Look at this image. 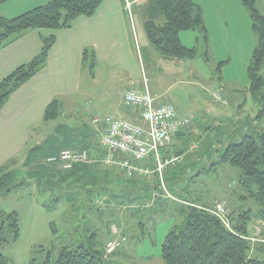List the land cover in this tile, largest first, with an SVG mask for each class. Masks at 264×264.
Segmentation results:
<instances>
[{
	"label": "rangeland",
	"instance_id": "1",
	"mask_svg": "<svg viewBox=\"0 0 264 264\" xmlns=\"http://www.w3.org/2000/svg\"><path fill=\"white\" fill-rule=\"evenodd\" d=\"M48 1L7 0L0 5V11L6 17H14ZM113 1L126 5L125 0ZM225 1L229 6L234 3V0ZM102 3H112V0H102ZM153 3V0L140 2L133 12L127 7L121 62L95 58L91 67L94 56L91 47L88 48V57L80 70V92L68 106L60 99L59 115L38 123L36 130L29 132L28 143L20 153H23L21 156L29 153L24 165L19 164L21 156L12 163L14 168L12 164L4 165L3 170L14 169V175L0 184V213L16 211L19 224L18 238L12 241L7 231L9 241L0 248L10 264H53L61 247H74L93 231L97 232L101 243L111 224H114L112 230H122L127 238L125 244L121 243L120 252L117 249L108 253V242L101 243L107 264H132L137 259L136 246L139 250L160 248L167 231L183 222L186 209V205L181 204L183 200L208 207L224 201L229 218L232 213L249 212L248 231L250 237L256 239L252 243L264 242L263 208L251 196L255 186L242 183L239 168L218 162L223 149L239 142L246 130L250 133L264 130V117L257 118L264 89L262 94L253 95L248 77V66L257 44L248 11L244 7L245 21L237 22L234 31L230 26L214 30L212 24L210 30L214 33L211 41L208 38L207 47L198 30L180 31L181 44L194 48L195 55L172 60L162 57L146 38L143 22L154 19ZM256 7L264 15V0H256ZM33 32L40 40L41 36L54 33L50 29ZM13 51L14 48L1 50L0 60ZM260 74L264 76V65ZM144 81L157 100L174 106L177 117L189 118L170 151L181 154L182 161L165 172L169 178L178 174L183 179L168 188L172 198L157 184L154 189L145 182L112 181L98 174L94 179L92 176L83 178L82 172L65 176L67 172L57 163L47 161V157L58 155L63 146H68L64 141L68 136L78 140L74 135L83 133L87 134V139L79 146H90L86 149L94 156L92 147L96 148L103 118L114 115V105L126 88L142 86ZM216 92L220 100H214L212 95ZM94 117H98V123L93 122ZM19 127L14 125L11 135H17ZM38 143L37 150L30 151V147ZM193 144L197 147L189 150ZM62 176L64 180L60 179ZM92 179L96 180L97 189ZM104 194H108L111 208L100 215L96 209L104 207L99 201L100 197L101 201L106 198ZM141 196L146 197L141 199Z\"/></svg>",
	"mask_w": 264,
	"mask_h": 264
},
{
	"label": "trees",
	"instance_id": "2",
	"mask_svg": "<svg viewBox=\"0 0 264 264\" xmlns=\"http://www.w3.org/2000/svg\"><path fill=\"white\" fill-rule=\"evenodd\" d=\"M5 1L7 0H0V5ZM101 2L102 0H50L14 17L0 14V48L30 31L50 29L55 32L70 28L78 17L94 15ZM153 2L156 14L154 19L148 18L144 22V31L148 42L162 57L172 60L194 57V48H187L181 44L179 32L182 30H198L207 47L208 36L202 10L194 0ZM241 3L247 9L252 29L257 34V44L248 66V77L251 93L259 95L264 89V76L260 74L264 65V15L256 7V0H241ZM41 40V49L30 61L19 65L0 80V110L10 95L45 64L48 52L55 41V34L41 36ZM92 55L94 56V51ZM87 57L88 51L84 50L82 59ZM261 98L262 106L257 118L264 117V95ZM59 109L58 100L53 99L45 109L44 120L55 119L59 115ZM68 145L63 148H81ZM218 162L227 163L241 170L242 183L255 186L251 196L262 206L264 213V130L261 133L247 131L239 142L228 144ZM5 167H0V184H4L3 181L7 179L11 180L12 174L14 175L12 170H3ZM183 205H186L183 222L170 228L161 244L164 264H264V242L259 240L256 241L259 243L254 244L250 240L249 212L241 211L237 215L232 213V217L229 218L231 229H228L203 208H208L209 205L198 204L201 207ZM0 219L1 248L9 241L7 231L11 234L12 241L18 238L19 224L16 211L1 212ZM101 243L97 232L93 231L86 240L76 246L61 247L53 264H107ZM0 264H10L1 251Z\"/></svg>",
	"mask_w": 264,
	"mask_h": 264
},
{
	"label": "crops",
	"instance_id": "3",
	"mask_svg": "<svg viewBox=\"0 0 264 264\" xmlns=\"http://www.w3.org/2000/svg\"><path fill=\"white\" fill-rule=\"evenodd\" d=\"M143 1L145 0H125L126 5L120 3V1L113 0L112 3H102L94 15L90 17H78L70 28L59 29L54 32L55 41L48 52V57L43 67L12 93L0 110V167L4 165L10 166L12 163H16L14 160L23 154L20 153L28 143L29 132H34L38 123L45 122L43 118L45 109L53 99L58 100L59 106L60 99L68 106L80 92L79 78L81 75L80 70L84 62L82 59L84 50L88 51V48L91 47L94 51V57L91 58V67L94 65L95 58L98 60H113L114 62H121L123 60L125 49L123 34L126 30L127 7L133 12V8L139 6L140 2ZM194 1L202 10L204 25L210 41L214 33L213 30H210L212 24L214 25V30L217 28L228 29L230 26L234 31L237 22L243 23L247 16L241 0H234L231 6H229L225 0ZM128 4L129 6H127ZM17 8H20V5H18ZM0 14L4 15L1 11ZM32 32L33 31H30L0 48V51L6 48H14V51L7 58L0 60V80L10 74L19 65L30 61L39 52L42 47V41L36 39L35 33ZM144 85L145 81L142 86L132 85L126 88L121 93L118 103L114 105V115L111 116L129 121H137L136 114L125 107L123 103V94L129 88L142 90ZM146 86L148 88L147 84ZM29 117H31L30 120ZM16 124L20 125L19 132L17 135L13 136L10 132ZM247 131L248 130H246V132ZM74 136H78V140H71L70 136H68L64 140L65 143L78 147L80 142H84L87 139V134L84 133L82 135L75 134ZM79 139L81 141H79ZM175 139H177V136ZM175 139H173V142ZM39 145L40 143L30 147V151L37 150ZM94 149L95 148L92 147L93 151ZM95 152L96 151H94V155H97ZM28 159L29 153L26 155L24 154L18 160L19 164L24 165ZM76 165H78V167ZM76 165H74L71 170H64L68 172L67 175L75 176L76 172H82L83 174L81 176H83V178L94 177L98 174L104 176L105 179L110 178L112 181L145 182L147 186H152L154 189L156 188V184L158 185V176L156 175H152L146 179H140L138 177L133 178L119 171L115 165L101 166L97 161ZM11 167L14 168L15 166L13 165ZM210 167H212V165H210ZM165 172L164 181L167 189L172 188L173 184H178L183 180L182 176L178 174L169 178V175L166 176ZM60 179L64 180V176ZM95 183L96 180L94 182L92 179L94 188H96ZM94 194L97 195V191H95ZM103 196L106 198L101 201L100 197L99 201L104 207L96 209L100 215H103L104 210L111 208L109 198H107L108 194H104ZM144 197L146 196H141L140 198L142 199ZM183 201L195 204L189 200ZM98 217L100 219L101 216ZM112 225L114 224H111L106 230V234L102 240L103 244L117 236L124 235L122 230L118 228L115 229L114 232L112 230ZM123 244H125V242ZM137 247L138 246H136L135 249L137 259L132 261V264H164V260L161 256V247L158 248L154 246L151 250H139ZM120 251L121 248H118L117 252Z\"/></svg>",
	"mask_w": 264,
	"mask_h": 264
},
{
	"label": "built area",
	"instance_id": "4",
	"mask_svg": "<svg viewBox=\"0 0 264 264\" xmlns=\"http://www.w3.org/2000/svg\"><path fill=\"white\" fill-rule=\"evenodd\" d=\"M212 96L215 100H220L217 92ZM123 103L136 114L138 120L129 121L106 115L103 118V129L96 139V148L93 146L97 155L91 156L86 148H62L58 155L47 157V161L57 163L63 170H69L79 163L97 161L101 166L115 165L130 177L136 175L149 178L156 175L159 188L172 198L166 188L164 172L182 161L181 154L170 151L173 139L188 125L189 118L180 119L171 103L161 102L153 97L146 82L142 90H126ZM93 122L98 123V117H94ZM196 147L195 144L190 145L189 150L193 151ZM203 208L226 228L231 229L224 201H217L212 207ZM124 240L125 237H115L106 244V251L114 252ZM250 240L255 239L250 237Z\"/></svg>",
	"mask_w": 264,
	"mask_h": 264
}]
</instances>
